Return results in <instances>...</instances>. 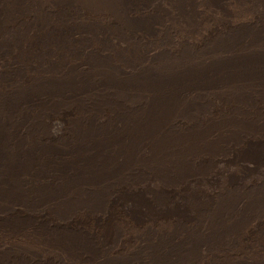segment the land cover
<instances>
[{
  "label": "rangeland",
  "instance_id": "obj_1",
  "mask_svg": "<svg viewBox=\"0 0 264 264\" xmlns=\"http://www.w3.org/2000/svg\"><path fill=\"white\" fill-rule=\"evenodd\" d=\"M0 264H264V0H0Z\"/></svg>",
  "mask_w": 264,
  "mask_h": 264
}]
</instances>
